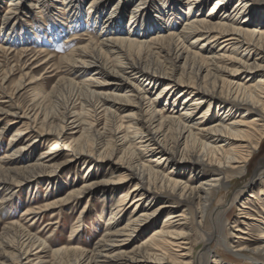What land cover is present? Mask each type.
Wrapping results in <instances>:
<instances>
[{"label": "bare ground", "instance_id": "1", "mask_svg": "<svg viewBox=\"0 0 264 264\" xmlns=\"http://www.w3.org/2000/svg\"><path fill=\"white\" fill-rule=\"evenodd\" d=\"M4 1L5 60L13 45L33 41L48 63L55 56L50 46L68 30L90 29L80 16L84 0H33L23 6L32 16L61 5L68 17L44 26L30 17L35 26L25 22L29 32L17 34L15 23L6 29L14 19L22 22L24 0ZM210 1L91 0L85 14H94L101 29L58 58L61 74L49 89L43 82L53 75H34L20 63L27 50L15 53L12 66L0 59V142L4 129L15 126L0 157V214L8 215L21 189L48 188L64 166L87 170L65 195L3 223L0 264H221L223 253L237 259L245 251L252 255L247 264H264V214H256L262 226L252 248L247 229L256 219L246 203L230 227L234 241L223 234L225 210L239 196L228 202L236 183L259 185L264 201V164L248 175L264 142V0H214L204 13ZM74 40L80 39L67 42ZM23 91L30 94L27 106L16 102ZM42 142L49 150L34 159ZM185 174L188 180L177 178ZM93 197L102 200V213L113 205L92 248L75 244L81 214L61 247L24 226L31 216L38 221Z\"/></svg>", "mask_w": 264, "mask_h": 264}, {"label": "rangeland", "instance_id": "2", "mask_svg": "<svg viewBox=\"0 0 264 264\" xmlns=\"http://www.w3.org/2000/svg\"><path fill=\"white\" fill-rule=\"evenodd\" d=\"M90 1L91 0H84L82 2L81 14H80V16L82 17L83 20L86 19V21H88L87 24H88V27H90V29L86 30L82 27V28H76V29L74 28L73 30H68V32H66V35H64L61 39L56 40L53 43V45L50 46L49 50L52 51V53L55 56L48 63L45 62L46 58L48 59V56L46 57L43 55H38L39 53L36 52L37 48L41 49L42 47H39V45L35 44L33 41H31L30 44L20 45V46H18V44H15L12 47V49H14L15 53H17L18 55H19L20 51H22V50L26 51L27 50L26 51L27 56L22 57L21 62H20L21 64H23L27 67V71L33 68L32 71H34L33 72L34 75H39L40 77L43 76L44 78H46L47 76L53 75L50 78H47L43 82L44 85H47L48 89L51 88L53 86V84H55L57 82V80L59 79L60 74H61L60 68L58 70H56L57 66L60 67V63H59L58 58L61 55L68 53L74 46L85 45L87 43V40L89 37H91L92 39H95V37H97V32H98L99 28L101 27L99 19H98V21L94 22V18H95L94 14L90 15V19H89V17L87 18L86 14H85L86 6L89 5ZM5 2H8V0L4 1L3 6H5L7 4ZM30 2L33 3V0H24L22 5H21L22 13H21L20 17L22 18V22L19 23V21L17 22L16 19H14L13 22H10V25L8 26V28L6 30L12 28V25H14V23H15L16 27L13 28L12 30L16 31V29H17L18 31H16V33L20 34V31L25 30V26H24L25 22L29 23L30 25L35 26L34 23L31 22L30 17H32V19H34V20L40 19L41 21H43V22H39V24H41V26H44L45 22L47 23V25L49 23H52V24L58 23L60 25V23L61 22L63 23V21H66L65 19H66V17H68V15L66 14L64 16L65 17V19H64L63 8L61 5H59V7H57L56 9L55 8L54 9H47L45 12H44V10L41 11L39 16H32L31 13H29V12H31L33 9L28 8V9L24 10L25 9L24 7L27 5V3H30ZM213 2H214V0H211L208 3L206 8L204 9V13H207L209 11V7L213 4ZM233 2H235V0ZM56 6H58V5L56 4ZM131 9H132V6H129L127 8L126 20L129 18L127 16H129ZM0 12H1L0 24H1L2 23L1 16H2L3 11L0 10ZM179 22L181 23L180 20H179ZM28 32L29 31H26V33H28ZM74 36L78 37L80 40H78V41L74 40V41H71L70 43H68L67 41L71 37H74ZM9 47H5V48L8 49ZM25 47H27L28 49H24ZM29 49H33V50L28 51ZM15 53L10 54V52H7V55L5 57L6 60L3 58H0V59H1V61H5L6 64L12 66L16 63V59H17L16 57L18 56V55L16 56ZM32 57H34V60H30ZM44 62L46 63L45 65H44ZM2 64H3V62H2ZM37 65H40L39 66L40 68L39 67L37 68L36 67ZM52 65H53V67H52ZM34 67H36V68H34ZM54 68H55V70H53ZM49 71H52V72L44 74V73L49 72ZM15 78H18V75H16L14 77V79ZM29 97H30V94L28 95V92L23 91L20 94H18V96L16 98V102L22 106H27L29 104V99H30ZM2 126H3V123L0 124V127H2ZM4 130H5L4 133L1 135L2 139L0 142V157H2L3 155L6 154L5 153L6 151L4 149L6 148L8 142H9L11 134L15 130V126H13L12 128L7 127ZM49 147L50 146L45 144V142H42L41 144L38 143L35 147V151L31 155V157H34V159H36L41 153L47 152L49 150ZM27 156H30V154H28ZM259 164H264V142L261 144L257 155L252 159V161L248 167V172H249L248 175L252 176L253 173H255L256 168L258 167L257 165H259ZM167 168H169V166L166 167V169L164 170V173H167V171H168ZM83 169L79 170L78 167L76 169L75 163H72V164L64 166L63 169L60 170V172L58 173V176H57L58 178H56V180H53V182L50 184V186L48 188H47V184L44 183V184L38 185L37 187H34L31 191L21 189L20 195L18 196V198L15 199L14 205L10 206V207L7 206V208L9 209L8 215L6 217H4V216H2V214H0V217L2 220V222L0 223V234L2 232L1 227H2L4 222H9V221L17 222L20 219L21 214L26 209L37 207V206H42L46 202H51V201L65 195L66 189L70 187L71 182L75 183V181L77 179L81 178L84 174L87 175V172H86L87 170H83ZM78 173H79V175H78ZM262 174L264 175V170H262ZM177 178L182 180V181H186L189 179V175L185 174L184 176H180V177L178 176ZM237 181H238V178H237ZM132 185L133 184L128 185V187L125 190H127L128 188L130 189V187ZM248 186L249 185H245V187L243 188L241 183L239 182V183H236L234 189H232L230 191V194H229L230 197L228 199V202H231V198H232L233 194L238 193L239 196L236 199H234V201L232 203V208L230 210L228 208H227V210H225V213H224L225 229H223V234L226 235V233H228V235H226L225 237H227L228 240L234 241L233 239L229 238V234L233 231L232 229H230V227L233 225L232 223L235 220L236 221L239 220L236 218L239 215V210L241 209V205H242V203H246L248 205V207L251 208V211L252 210L254 211V212H250L248 210L246 212L252 214V216H253L252 218L256 219L253 221H249V223L252 224V227L247 229V233H249L248 245L250 248H252L257 243L253 239L255 238L256 233L261 230V226H262L261 222L258 219V215H256V214L259 213V215L261 217L263 216L262 214H264V212H261L259 210V206L263 205V208H264V201L262 199V196H259V194H258L259 185H256L253 188L252 187L248 188ZM119 195L117 196V198L119 197ZM86 200L87 199L84 198L78 205L70 204L68 206H65L66 208L64 207L62 209V212H60L59 209L53 210L52 212L51 211L46 212L43 215V218H40L38 221H37V219L34 220V216H31V217L27 218L28 221H26V224L24 226L29 224L30 228L32 230L31 231L32 233H38L39 236L42 238L50 236V238H48V240L53 241L54 246L61 247V246H64L67 244V240L70 236L71 228L74 225L77 217L81 214L83 216L81 219V224H82L81 227L82 228L80 229V232L75 234L76 235L75 236V238H76L75 244L78 246H81L82 248H84V247L85 248H92V246L94 245V242H96L98 239H100V237L104 233L105 224L107 222V219H109L108 213L110 212L113 203L108 202L107 205L105 206V209L107 208L108 211L104 210V212L102 213L101 211H102L103 203L99 197H93L89 201L90 203H86L87 202ZM256 204H258V205H256ZM157 205L158 204H155V207ZM165 216H166V213H163L162 215H160L158 217L159 219L157 221L158 222L157 226L156 227L152 226L151 228H149L147 230L146 235H150L152 233V231L154 230V228L156 229L157 227H159L162 224V221L164 220ZM54 223H56V224H54ZM45 225L47 226L46 228H45ZM208 227H210L209 224L207 225V229H209ZM16 230H17V232H16ZM16 230L11 231V233H9L11 235H8L7 238L10 239L13 236H17V234H19V232H21V231H19V229H16ZM13 232H14V234H13ZM144 236L145 235H143L141 238H138L136 240V244L142 243L144 241V239L146 238V236L145 237ZM242 236H245V235H242ZM235 240L237 241V239H235ZM236 245L237 244H233V246H236ZM243 254H244V256L236 259V258H232V254L223 253L222 257L220 258L221 264H236V263L237 264H247L244 261L245 257H248V256L250 257L252 255L249 254V252H247V251H245ZM215 256H216L215 254L210 255L209 260H211Z\"/></svg>", "mask_w": 264, "mask_h": 264}]
</instances>
